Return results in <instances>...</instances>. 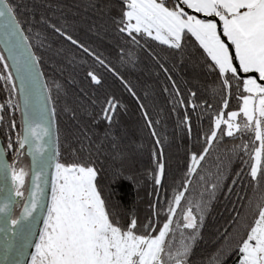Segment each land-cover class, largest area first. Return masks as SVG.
I'll use <instances>...</instances> for the list:
<instances>
[{"label":"snow or ice","instance_id":"6c2138e0","mask_svg":"<svg viewBox=\"0 0 264 264\" xmlns=\"http://www.w3.org/2000/svg\"><path fill=\"white\" fill-rule=\"evenodd\" d=\"M120 2L123 7L114 23L118 32L124 34L130 44L145 47L150 39L170 49L182 50L190 39H194L203 50L209 71L216 72L220 78V85L225 91L222 110L214 117L203 152L191 155L190 173H195L213 142L219 143L225 137L243 140L246 134L252 133L253 143H259L251 153L248 143L235 145L233 150L239 149L250 156L252 163L248 174L255 182L254 190L259 188L261 180H264V0ZM50 27L93 57L98 64L117 74L100 56L72 35L56 25ZM0 37H3L0 42L6 45L17 65L19 91L24 93V119L22 130L17 133L16 151L20 154V150L27 145L36 165L29 189V203L24 205L19 218H13L16 197L23 198L25 194L28 172L23 167L17 169L8 164L3 158L5 149L0 148V183L6 185L10 174L15 184L14 191H5L0 187V236L5 238V246L0 247V256L8 257L7 264H19L25 249L34 247L35 253L30 256L31 264H189L207 210V204L203 201L195 205L199 217L194 214L192 206L185 208L182 210V223L176 222L173 228V218L188 191L187 184L190 181H185L184 190L174 196L167 209L168 219L159 228L154 220L139 225L134 215L129 216L126 225L122 224L120 217L123 200L119 196V189L130 178L119 171L114 173L109 194L105 196L98 182L100 172L94 164L65 163L59 160V129L52 127L56 116L52 90L42 80L44 74L38 67L40 58L31 51L29 37L24 34L16 5L11 0H0ZM0 62H4L5 68L8 67L3 52H0ZM161 67L165 73L168 72L163 65ZM87 76L95 85H101V78L93 71H89ZM0 80L10 82L9 91L16 92L17 85L11 72L6 76L0 75ZM172 83L175 87V82ZM55 87L60 89L61 86L56 84ZM233 88L236 89L240 106L238 110L225 113L223 109L228 108L227 97ZM129 91L135 96L131 88ZM176 91L179 95V89ZM195 95V92L190 93L191 97ZM34 99L39 103L38 108L33 103ZM180 102L183 104L182 99ZM6 106L20 109V104L11 97L6 104H0V113H3ZM117 107L119 102L114 97L105 102L101 118L109 125L116 115ZM190 107L194 110L197 105L191 103ZM144 115L151 127L152 121L147 119V112ZM3 119V115H0V122ZM12 127H16L14 120ZM188 128L191 131L190 122ZM152 134L156 135L154 130ZM45 137L48 139L45 140ZM156 143L159 144L158 139ZM7 148L13 149L11 139ZM160 154L162 158V149ZM244 163L247 164V161ZM49 167H54L55 173L51 184V203L45 206V187L48 184L45 177ZM163 176L164 163L161 159L157 163L156 185L161 184ZM232 183L235 185L237 181L233 180ZM217 187L215 183L211 185L212 198L215 197ZM228 191L231 193V187ZM37 209L46 213V219L38 242L33 245L30 238L33 235L32 228L38 222L33 215ZM248 209L243 217L240 212L236 213L238 219H234L237 224L235 229H225L222 244L212 257V264H226L232 256L236 257V264H264V196L255 203L250 198ZM180 228L191 232L185 234L182 231V238L177 242L175 232ZM0 264H4V261L0 260Z\"/></svg>","mask_w":264,"mask_h":264},{"label":"trees","instance_id":"16d2710c","mask_svg":"<svg viewBox=\"0 0 264 264\" xmlns=\"http://www.w3.org/2000/svg\"><path fill=\"white\" fill-rule=\"evenodd\" d=\"M11 2L16 5L18 18L36 56L40 58L45 80L52 90L56 127L59 129V160L94 164L100 172L98 182L105 196L109 194L114 173L119 171L129 177L119 189L123 200L120 219L125 225L129 216L134 215L139 225L154 220L157 228L162 226L168 219L167 209L174 196L184 190L185 181H190L173 218V228L176 222L182 223V210L192 206L194 214L199 217L195 205L205 202L207 210L203 227L189 264H212L225 229L232 231L237 227L234 222L238 219L236 213L240 212L243 217L249 211V199L255 203L264 196V180L254 190L255 182L248 174L252 163L250 156L239 149L233 150L235 145L248 143L251 153L259 143H253L252 133L246 134L243 140L225 137L219 143L213 142L195 173L189 171L191 155H199L207 146L206 136L212 129L215 115L222 110V97H225L219 76L209 71L206 65L203 50L194 39H190L182 50L170 49L150 39L145 47L130 44L114 23L123 7L120 0ZM50 25H56L94 51L118 75L72 45ZM161 65L168 69L167 73ZM89 71L101 78V85L90 80L87 76ZM8 72H11L9 64L5 68L4 62H0V75L6 76ZM56 84L61 86L60 89L55 87ZM10 88V82L0 80V104H6L9 97L20 104L18 89L12 93ZM176 89H179V95ZM191 92L196 93L195 97L190 96ZM110 97L119 102V107L109 125L101 118V112ZM227 99L228 108L223 111L238 110L240 101L235 88ZM191 103L197 105L194 110ZM145 112L147 119L152 121L151 127ZM0 115L4 117L0 122V135L10 164L17 169L23 167L28 172L24 197H18L15 210L14 218H18L30 176L26 151L20 150V154L16 151L17 133L21 132L23 125L21 106L20 109L6 106ZM13 120L15 128L12 127ZM10 139L13 143L11 150L7 148ZM161 159L164 176L161 184L156 185L157 163ZM233 180L237 181L235 185ZM214 183L218 187L212 198L211 185ZM230 187L231 193L228 191ZM182 231L185 234L191 232L189 229H176L177 242L182 238ZM226 264H236V257H229Z\"/></svg>","mask_w":264,"mask_h":264},{"label":"water","instance_id":"95a60500","mask_svg":"<svg viewBox=\"0 0 264 264\" xmlns=\"http://www.w3.org/2000/svg\"><path fill=\"white\" fill-rule=\"evenodd\" d=\"M25 34V32H24ZM26 35V34H25ZM3 40V37H0V41ZM30 43V42H29ZM0 49L1 51L3 52L8 64H9V67L11 69V72H12V75H13V78L15 79V82H16V85H17V89H18V93H19V98H20V106H21V112H22V109H23V99H24V93L20 92L19 91V87H20V80H19V77L17 76V72H16V68H17V65L16 63L13 61V59L11 58V56L9 55L8 51H7V47L6 45L3 43V42H0ZM31 51L34 52L32 46H31ZM35 53V52H34ZM36 55V54H35ZM38 67L41 69L42 71V68L40 66V64L38 65ZM43 72V71H42ZM42 80H45V76L43 75L42 77ZM46 81V80H45ZM43 99V96L41 94L40 96V100ZM33 103L35 105L36 108L39 107V103L36 102V100L34 99L33 100ZM22 118H23V113H22ZM24 119V118H23ZM52 127L53 129L56 128V120H55V117L53 118V121H52ZM45 140H47L48 138L45 137L44 138ZM0 148H3L5 149L4 147V144H3V140L1 138V135H0ZM45 148H48V145H45ZM26 151V154L28 156V159H29V164H30V176H29V184H28V191H27V195H26V198H25V201H24V204H23V207L19 213V216L18 218L21 216V213L23 212V209H24V205L28 204L29 203V189L31 188V185H32V180H33V168L36 167V165H34L33 163V158L32 156L29 154L28 152V147L27 145L25 146V148L23 149ZM4 160L10 164V161H9V158H8V155H7V152H6V149H5V152H4ZM54 173H55V169L54 167H49L47 169V172H46V179L48 180V184L47 186L45 187V193H46V197H45V200H44V204L45 206L47 205H50L51 203V184H52V180H53V177H54ZM0 187H3L5 189V191H7L8 189H12L14 191L15 189V184L14 182L12 181V178H11V175L9 174V176L7 177V182H6V185L3 184V183H0ZM16 201H17V204H18V197H16ZM17 204L13 207V218H14V215H15V210L17 208ZM34 216L37 217V223L35 224V226L32 228V233L33 235L31 236L30 240H31V244H35L38 242V238H39V234L43 231V221L44 219H46V213L41 211L40 209H37V211L33 214ZM5 246V238L3 236H0V247H3ZM35 253V248L34 247H27L25 249V254L20 256L19 258V264H30L31 263V259H30V256L31 254H34ZM0 260L4 261V264H7V260H8V257L6 256H0Z\"/></svg>","mask_w":264,"mask_h":264}]
</instances>
